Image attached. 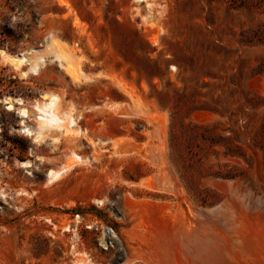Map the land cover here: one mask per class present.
<instances>
[{
	"label": "rangeland",
	"instance_id": "1",
	"mask_svg": "<svg viewBox=\"0 0 264 264\" xmlns=\"http://www.w3.org/2000/svg\"><path fill=\"white\" fill-rule=\"evenodd\" d=\"M0 26V264H148L174 206L161 150L199 207L224 196L206 179L264 171V0H0ZM52 95L75 123L35 140L23 125ZM52 163L70 167L45 183Z\"/></svg>",
	"mask_w": 264,
	"mask_h": 264
},
{
	"label": "bare ground",
	"instance_id": "2",
	"mask_svg": "<svg viewBox=\"0 0 264 264\" xmlns=\"http://www.w3.org/2000/svg\"><path fill=\"white\" fill-rule=\"evenodd\" d=\"M52 44L51 41V47L53 46ZM58 45H60V43H58ZM60 47L62 48V46ZM66 51H68V49ZM54 52L58 60H70L71 62L72 58L67 52L65 56L61 55L62 52ZM25 57L24 54H17L14 56L8 55L6 58L12 65L19 68L29 63ZM40 62H42L41 58L29 63L26 72L38 73ZM70 62L67 63L71 64ZM77 64L79 65V63ZM67 66L66 68H68ZM77 69L80 70L79 68ZM26 72H24V74ZM8 100L9 99L4 100L5 103H9L7 109H13L12 103L8 102ZM14 101L19 104L21 100L17 99ZM63 108V103H60L56 95L50 96L42 103H37L36 111L38 115L37 113L35 115L38 117L36 116L37 118L33 126L22 124L24 132L27 135H32L35 140H42L47 137L45 134L51 129L61 130L65 128L66 131L70 133L71 129L69 130V127L74 125L75 122L72 119L73 117L66 115L68 112H64ZM20 114L22 117H26L27 111L22 109ZM57 142L58 138L51 139V144ZM119 142L116 143V146L123 149L126 142L125 144L123 143L124 145ZM129 147L131 146L129 145ZM128 149L129 148L122 151L125 152L128 151ZM162 151L163 150L159 152L161 153L160 155L150 154L147 159H150L153 166L156 167L154 173L151 175L152 180L158 183L155 189L163 191L171 196L174 206L171 205L172 207H170V223L166 228H164L165 226H162V228L160 227V229L149 228L148 233H145L146 235L144 234V239L146 237L147 240V245L145 244L144 246L148 255L145 257L147 263L264 264V171L259 167L257 160L256 166L253 168L254 171H252V185L236 180L222 181L221 179L216 180L213 177H208L209 179L205 178L208 180V184L221 192V194L223 193L224 196L222 195L219 199L213 202L211 201V203L209 202V204L204 207H199L181 186L176 174L169 166L170 164L167 163L168 160L165 158L166 152ZM67 155L72 159L76 158L80 160L81 158L77 155L75 149H70ZM20 166L23 168L31 167L26 162H22ZM59 166V164L52 163L49 168L46 169L48 176L45 177V183H50L57 179L63 173L62 170L67 171L70 167V165H65L61 168ZM146 186L150 187L151 185L146 183ZM150 188L153 189L154 187ZM253 188L256 189V193H254ZM164 217L162 216L161 218ZM164 222L159 225L165 224ZM159 225L157 227H159ZM102 238L103 242H116L119 240L117 234L113 230L105 232ZM81 258H83V256ZM82 260L80 262H83V264H89V259ZM129 263L130 262H125L123 264Z\"/></svg>",
	"mask_w": 264,
	"mask_h": 264
},
{
	"label": "trees",
	"instance_id": "3",
	"mask_svg": "<svg viewBox=\"0 0 264 264\" xmlns=\"http://www.w3.org/2000/svg\"><path fill=\"white\" fill-rule=\"evenodd\" d=\"M8 34L9 33H7V31L4 29V28H2L1 26H0V36H8Z\"/></svg>",
	"mask_w": 264,
	"mask_h": 264
}]
</instances>
